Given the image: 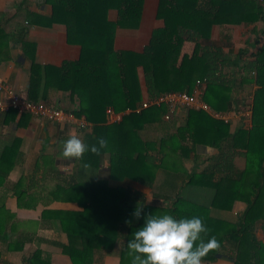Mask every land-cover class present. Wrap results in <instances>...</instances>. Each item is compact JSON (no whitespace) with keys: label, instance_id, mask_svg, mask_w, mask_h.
Masks as SVG:
<instances>
[{"label":"trees","instance_id":"16d2710c","mask_svg":"<svg viewBox=\"0 0 264 264\" xmlns=\"http://www.w3.org/2000/svg\"><path fill=\"white\" fill-rule=\"evenodd\" d=\"M47 3L53 13L43 21L45 25L64 24L68 41L80 45L82 52L78 60L65 61L61 66L44 65L36 61V45L26 43L33 48L28 99L48 103L46 96L40 95L39 85H47L50 77L58 89L70 91L79 101L76 114L85 115L92 123L93 131L86 133L84 143L99 146L98 139H106L108 147L101 154L110 153L111 167L108 180L78 178L84 164L90 165L88 169L99 168L101 154L88 151L82 160H76L78 181L68 186L58 184L56 192H62L65 200L78 202L81 209L43 213L52 214L57 230L67 234V242L54 243L73 264H94L98 254L110 253L123 238L121 264H131L127 243L144 224V218L170 214L176 219L201 218L209 229L201 234L204 241L214 236L220 242V250L209 252L204 264L225 256L231 264H264V237L258 235L259 231L264 235V0H160L157 16L162 25L154 28L143 51L117 50L115 41L118 28L139 27L145 0ZM111 10L117 12L116 20L110 19ZM260 23L263 27L259 30ZM238 26L257 33L250 55L248 47L233 53L226 50V43L216 44L212 38L218 28L228 44L232 35L229 28ZM189 32L200 39L186 52ZM197 80L204 82L202 99L214 111L233 114L238 109H250V120L232 116L226 122L204 110H185L184 124L170 136L173 139L177 135L180 147L171 149L177 155L162 151V156L150 150L155 142L144 138L142 132L163 120L166 105L133 110L120 121L108 123V108L116 113L137 109L145 93L148 97L191 93ZM248 96L252 97L250 104L245 101ZM9 113L15 117L18 111ZM248 121L250 126H245ZM83 129L86 132L88 127ZM199 145L218 152L199 164L195 156L193 167L181 170L177 164L185 166ZM17 158L15 143L0 153V186L6 183ZM201 163L204 167L199 168ZM126 181L153 187L169 202L166 206L146 204L141 194L125 185ZM239 204L245 207L234 213ZM137 206H142L139 219L133 215ZM16 221L17 214L5 202L0 203V229L11 254L20 252L27 243L26 236L8 233ZM4 260L0 251V264H6ZM26 264H52V260L48 252L38 248L26 257Z\"/></svg>","mask_w":264,"mask_h":264},{"label":"crops","instance_id":"0c3cea01","mask_svg":"<svg viewBox=\"0 0 264 264\" xmlns=\"http://www.w3.org/2000/svg\"><path fill=\"white\" fill-rule=\"evenodd\" d=\"M159 3L160 0H145L138 28H118L115 41L117 50L143 51L151 39L154 28L162 25V20L157 16ZM52 13L53 8L47 0H0V86H10L21 96L29 97L32 87L30 55L33 53V48L26 46V43L36 45V61L40 64L61 66L65 61L79 59L82 48L68 41L66 26L61 23L45 25L44 22ZM109 17L116 20L118 14L115 10H111ZM231 30L233 28L230 27L228 31ZM5 33L9 34L8 38ZM217 33H220L218 28L215 29L213 39ZM193 34L191 32L186 34L187 40L184 44L186 52L191 51L195 42L200 39ZM45 82L47 85L42 86L43 83L39 85L40 95L46 96L45 102L66 110H74L77 121L83 119L88 122L85 115L76 114L75 110L79 102L76 96L70 91L58 89L54 78L50 77ZM3 95L4 92L0 90V97ZM145 98H148L146 93ZM133 110L136 109L127 108L126 111L118 114L123 116ZM8 113L0 114V153L6 145L15 143L18 158L6 183L0 186V203L5 202L6 207L17 214L15 228L7 230L8 233L26 236L27 243L20 252L11 254L7 250L4 234L0 229V251L3 252V259L6 260H4L6 264H26V257L41 248L50 254L52 264H73L71 258L54 243L57 240L67 242V234L57 230L52 214L47 213L44 216L43 213L52 210H80L78 202L65 200L62 198V192H56L58 184L68 186L77 182L80 177L110 179V153L100 155L98 169L82 171L79 169L82 175L75 178L76 160L63 158V141L74 134L85 142L86 133L93 131L92 123L87 125L88 129L85 132L76 121L57 124L42 121L30 113L18 112L15 117ZM185 113V108L180 107L172 119L166 120L163 116L162 121L150 125L142 132L144 138L155 142L150 150L159 152L160 156L165 155L162 151L177 155L171 150L180 147L177 135H173V139L170 136L176 134L177 128L184 124ZM107 117L108 123L115 122L108 112ZM217 152L214 147L199 145L191 152L190 160L185 162V166L182 162L177 165L181 170L184 167L190 169L195 164L193 161L195 156L203 159ZM18 183L19 186L15 185ZM110 183L116 182L111 180ZM177 184L181 185V182ZM125 185L141 194L146 204L166 206L169 202L164 194L153 187L137 181H126ZM123 246L124 239H118L110 253L97 255L98 259L94 264H121L120 251ZM221 264H226V261L223 259Z\"/></svg>","mask_w":264,"mask_h":264},{"label":"clouds","instance_id":"9594fccd","mask_svg":"<svg viewBox=\"0 0 264 264\" xmlns=\"http://www.w3.org/2000/svg\"><path fill=\"white\" fill-rule=\"evenodd\" d=\"M98 145L89 146L73 134L63 141L62 156L67 160H82L88 151L100 155L108 147V141L101 137ZM83 167L88 169L90 165ZM141 212L142 206H137L133 215L139 219ZM208 231L199 217L176 219L170 214H149L127 243L131 264H203L209 252H218L221 247L214 236L204 241L201 234Z\"/></svg>","mask_w":264,"mask_h":264},{"label":"built area","instance_id":"2783aa9c","mask_svg":"<svg viewBox=\"0 0 264 264\" xmlns=\"http://www.w3.org/2000/svg\"><path fill=\"white\" fill-rule=\"evenodd\" d=\"M0 90L4 92V95L0 97V114L16 110L21 113H30L40 118L42 121L54 122L57 124H67L76 121L78 122L77 125L81 128H86L87 125L90 124L83 119L77 121L75 113L71 110L59 108L44 102L32 101L15 92L10 86H0ZM203 92L204 82L202 80H197L195 88L191 93L187 91H177L148 97L143 100L142 105L135 111L140 112L141 110L152 106L161 107L166 105L168 107V110L164 115L166 120L172 119L180 107L204 110L216 118L224 119L226 122L231 121L232 116L237 119L250 120L252 115L250 109H238L233 112V114L214 111L211 106L202 99ZM107 112L115 122L122 118L121 114L116 113L112 108H108ZM245 126H250V122L248 121Z\"/></svg>","mask_w":264,"mask_h":264},{"label":"rangeland","instance_id":"374dc122","mask_svg":"<svg viewBox=\"0 0 264 264\" xmlns=\"http://www.w3.org/2000/svg\"><path fill=\"white\" fill-rule=\"evenodd\" d=\"M261 27H263V23H260V25L257 27V29L260 30ZM230 33L232 35H231L230 43H228V44H227L228 40L223 35H221V33H217L215 39H213V40H214V42H216V44L226 43V44H223V45H226V47H227L226 50L229 51L231 49V51H233V53L238 52L242 48L248 47L249 48L248 54L250 55L252 50H254V48H255L254 42L256 41L257 33H254L251 29L244 27V26L233 27V30H231ZM259 36H262V34L260 33ZM245 40H248L251 43H247L248 41L245 42ZM245 101L248 104H250L252 101V97L248 96V98ZM184 108H185V110H188V109L199 110V109L188 108V107H184ZM171 116H172V114H171ZM238 159L240 160V158H238ZM200 162H202V158H199V156H198V164ZM240 162H242V161H240ZM169 164H170V162H169ZM202 167H204L203 163H201L199 165V168H202ZM244 207H245V205H243V204L236 205V207L234 209V213L238 212L239 210H242ZM258 235L261 238L264 237V235L261 231L258 232ZM222 260L223 259H218L215 263L221 264ZM224 260L226 261V264H231L228 257L225 256ZM215 263H213V264H215Z\"/></svg>","mask_w":264,"mask_h":264}]
</instances>
